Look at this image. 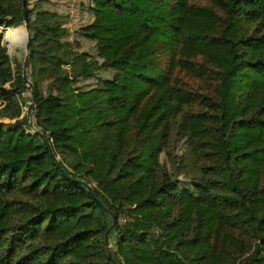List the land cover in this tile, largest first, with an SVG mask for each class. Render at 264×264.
<instances>
[{"label":"trees","instance_id":"obj_1","mask_svg":"<svg viewBox=\"0 0 264 264\" xmlns=\"http://www.w3.org/2000/svg\"><path fill=\"white\" fill-rule=\"evenodd\" d=\"M63 2L25 0L28 115L0 0V264H264V0Z\"/></svg>","mask_w":264,"mask_h":264},{"label":"rangeland","instance_id":"obj_2","mask_svg":"<svg viewBox=\"0 0 264 264\" xmlns=\"http://www.w3.org/2000/svg\"><path fill=\"white\" fill-rule=\"evenodd\" d=\"M61 1H64V5L67 3V2H70V6H69V9L71 8L72 12L71 13H74L75 15H77V10H78V7L79 5L76 4L77 1L79 2H82L84 1L83 3V6L85 7V4L87 2V0H61ZM194 1L196 4H201V5H210L211 6H216V4L214 3V0H192ZM32 2H31V6H32ZM44 6H48V4H44ZM93 6L95 8L98 9L97 7V4L93 3ZM64 10V9H63ZM64 12V11H63ZM97 15L99 16L100 13L97 11ZM88 17L87 15H84L81 17V19H78V20H75L73 22L70 21L68 22L69 26H70V32H71V39L73 38H77L79 39V43H81V46L84 50H88V51H92V53L94 52V49H93V46H92V42L91 41H88L86 40L85 38H81L80 36H77L75 34V30L78 29V27L80 25H84L85 22L88 21ZM17 28H21L24 30V24L20 25L19 27ZM8 29H16V28H6L5 31H4V35L3 37L5 38V34H6V38H7V30ZM7 49V52L8 54L10 55L11 57V61H12V66L14 67V64L15 62L16 63H21L22 67H23V59H24V56H25V47L24 45H15V46H10L9 43H5L4 45ZM195 64L196 65H199V61L197 59L194 60ZM172 71H173V75L174 77H176V79L178 80V83L180 85H184L190 89H192L193 91L197 92V93H209L212 91V88H213V82H212V78L208 77L207 74H204L202 76H198L196 77L195 75L186 72L184 70H180L178 68H173L172 67ZM21 72H22V68H21ZM103 75H106L105 73ZM26 95L29 96V93H26ZM32 102V101H31ZM29 102V104L31 103ZM26 107L23 108V114L26 113ZM6 121V119H4Z\"/></svg>","mask_w":264,"mask_h":264},{"label":"water","instance_id":"obj_3","mask_svg":"<svg viewBox=\"0 0 264 264\" xmlns=\"http://www.w3.org/2000/svg\"><path fill=\"white\" fill-rule=\"evenodd\" d=\"M21 7H22V14H23V20H24V28L26 31V42L24 44L25 47V56L23 59V67H22V78L24 83L28 86L29 90L32 92L33 95V100L32 102L28 105L27 107V114L29 115V110L32 104H34L36 102V95H35V90H34V86L33 84L28 80L27 76H26V69H27V65H28V41H29V30H28V26L25 22L26 20V8H25V0H21ZM3 45H5L6 41L3 37L2 40ZM100 206H102V204L100 203Z\"/></svg>","mask_w":264,"mask_h":264},{"label":"bare ground","instance_id":"obj_4","mask_svg":"<svg viewBox=\"0 0 264 264\" xmlns=\"http://www.w3.org/2000/svg\"><path fill=\"white\" fill-rule=\"evenodd\" d=\"M24 35H25V41H26V31H25V28H24Z\"/></svg>","mask_w":264,"mask_h":264}]
</instances>
